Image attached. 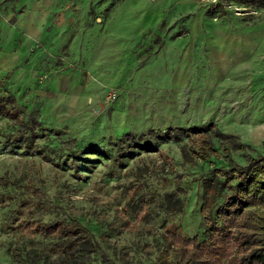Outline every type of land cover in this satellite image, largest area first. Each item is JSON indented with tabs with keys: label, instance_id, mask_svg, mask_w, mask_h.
Returning a JSON list of instances; mask_svg holds the SVG:
<instances>
[{
	"label": "rangeland",
	"instance_id": "1",
	"mask_svg": "<svg viewBox=\"0 0 264 264\" xmlns=\"http://www.w3.org/2000/svg\"><path fill=\"white\" fill-rule=\"evenodd\" d=\"M16 1L0 2V264H21L8 254L29 247L54 264V240L28 231L27 219L78 222L113 246L116 254L106 253L114 264L116 257L152 264L165 229L204 240L211 197L201 177L228 159L264 156V131L251 136L242 121L250 106L238 96L222 104L224 84L234 80L220 74L243 78L264 68V7L235 0H218L223 9L210 7L217 0ZM28 15L37 24L22 25ZM230 57L236 70L226 64ZM20 116L40 125L31 128L30 144L12 139ZM257 117L252 126L261 123ZM214 131H237L233 141L241 147ZM125 132L155 150L136 146L114 157V141ZM198 133L215 148L205 159L194 154ZM31 190L40 191L39 203ZM168 193L179 210L165 208ZM165 246L169 261L174 248Z\"/></svg>",
	"mask_w": 264,
	"mask_h": 264
},
{
	"label": "trees",
	"instance_id": "2",
	"mask_svg": "<svg viewBox=\"0 0 264 264\" xmlns=\"http://www.w3.org/2000/svg\"><path fill=\"white\" fill-rule=\"evenodd\" d=\"M252 7H264V0H235ZM212 9H223L220 1L213 2ZM182 31L179 30L178 33ZM177 33V34H178ZM13 111V109L11 110ZM19 127L15 130L14 140H23L30 144L35 136L33 126L40 128L31 116L27 119L18 117ZM199 127L198 130H201ZM55 136L60 130H52ZM217 131V130H216ZM214 131L215 133H217ZM26 132H29L26 135ZM221 138L228 139L234 148L241 147V143L233 141L237 136L217 133ZM45 136V135H43ZM201 143L200 150L195 154L199 159L209 157L215 148L206 133H198ZM48 139V137H46ZM116 148L113 156L123 157L125 152L134 147L154 151L155 147L146 140L136 143L130 132L122 133L115 141ZM227 150V147H224ZM91 153H102L99 149H88ZM125 152H124V151ZM68 154H74L68 150ZM227 165L213 167L209 173L201 177L202 186L208 191L204 219L206 238L202 241L195 237L178 236L173 229H165L160 233L157 244L158 250L152 264H264V156L246 155L243 164L227 160ZM1 180V179H0ZM32 202L41 198L40 191L31 190ZM39 203V202H38ZM164 206L180 209V202L173 198L172 193L166 194ZM30 232L51 237L55 250L54 264H114L108 258L107 250L115 253L113 246L102 238H95L78 222L65 219H55L49 222L40 220L25 221ZM166 243V246H165ZM163 245L174 254L171 260L164 256ZM20 252V253H19ZM18 253H10L9 257L21 264H49L47 253L42 249L29 247L20 249ZM120 263V258L116 257Z\"/></svg>",
	"mask_w": 264,
	"mask_h": 264
},
{
	"label": "crops",
	"instance_id": "3",
	"mask_svg": "<svg viewBox=\"0 0 264 264\" xmlns=\"http://www.w3.org/2000/svg\"><path fill=\"white\" fill-rule=\"evenodd\" d=\"M3 0H0V2ZM16 2H25V1H21V0H17ZM20 23H22V25H26V27L31 26V23L33 24H37L36 19L33 18V15H28L26 18H19ZM233 60H235L233 62ZM229 61L228 63L226 62L227 66L230 65L232 67H234V70L237 69L236 66H238L239 62L237 61V58L234 57L233 58H228ZM233 62V63H232ZM226 66V67H227ZM239 69H244L243 65H241L239 67ZM262 73H264V68L259 70L258 69H253L251 70V72L249 73V75H247L246 77H238V75H235V72H233L232 74L228 73V72H221V77L223 75H230L232 76V79L234 80L232 83H229L227 85L224 84V93L221 96V102L222 104L226 105L227 102H231L232 99H237L238 96V100L243 101L245 105H249L250 106V110H248V114L246 118H243V122L247 121L249 123V130L252 131L251 136L253 135L254 132L259 130H263L264 131V126H262L261 124L264 123V83H258V76L261 75ZM264 81V80H263ZM220 85V84H218ZM238 90L240 91L239 93ZM261 90V91H259ZM238 94V95H237ZM231 99V100H230ZM258 108H260L261 112L258 111ZM238 110L235 111V113H237ZM254 114L256 116H259V120L258 117L256 119V122H261V123H256L254 126H252L253 124H251L250 122L253 120V116ZM260 114V115H259ZM238 117H235L234 119L236 121L240 120L237 119ZM254 127V128H253ZM235 135L241 137V135L235 131L234 132ZM237 136V137H238ZM246 136V135H243ZM262 137L264 138V132H262Z\"/></svg>",
	"mask_w": 264,
	"mask_h": 264
}]
</instances>
